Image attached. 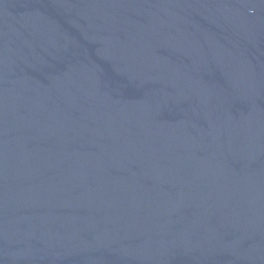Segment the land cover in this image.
Segmentation results:
<instances>
[{"label": "water", "instance_id": "water-1", "mask_svg": "<svg viewBox=\"0 0 264 264\" xmlns=\"http://www.w3.org/2000/svg\"><path fill=\"white\" fill-rule=\"evenodd\" d=\"M0 264H264V0H0Z\"/></svg>", "mask_w": 264, "mask_h": 264}]
</instances>
